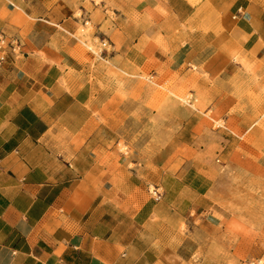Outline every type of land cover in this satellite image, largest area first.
I'll return each instance as SVG.
<instances>
[{
	"label": "crops",
	"instance_id": "0c3cea01",
	"mask_svg": "<svg viewBox=\"0 0 264 264\" xmlns=\"http://www.w3.org/2000/svg\"><path fill=\"white\" fill-rule=\"evenodd\" d=\"M77 4L0 0V30L16 46L0 67V264H191L155 233L210 214L212 178L182 153L151 167L117 150L111 75L161 69L210 95L205 109H224L217 96L246 73L239 63L259 64L264 79V10L251 0ZM77 11L110 50L75 38Z\"/></svg>",
	"mask_w": 264,
	"mask_h": 264
},
{
	"label": "rangeland",
	"instance_id": "374dc122",
	"mask_svg": "<svg viewBox=\"0 0 264 264\" xmlns=\"http://www.w3.org/2000/svg\"><path fill=\"white\" fill-rule=\"evenodd\" d=\"M251 4L264 10V0ZM82 17L79 11L74 16L80 19L75 38L87 42L86 50L103 53L107 42L93 40L94 26L89 20L81 22ZM106 49H111L109 44ZM233 60L238 64V57ZM239 65L246 73L230 79L229 94L217 96L225 108L213 110L205 109L214 106L210 95L195 96L194 84L161 69L111 75L117 150L143 156L151 167L157 160L164 166L182 153L212 178L210 214L172 219L164 234L155 233L162 246L182 248L183 263L264 264V79L256 73L259 64Z\"/></svg>",
	"mask_w": 264,
	"mask_h": 264
},
{
	"label": "built area",
	"instance_id": "2783aa9c",
	"mask_svg": "<svg viewBox=\"0 0 264 264\" xmlns=\"http://www.w3.org/2000/svg\"><path fill=\"white\" fill-rule=\"evenodd\" d=\"M107 45H108V43H107ZM107 45L103 42V47L105 48L104 51L107 50L106 49ZM9 50L14 54L16 51V46H15L14 42L9 40L6 36V34L2 30H0V51H1L0 67L6 58L7 51H9Z\"/></svg>",
	"mask_w": 264,
	"mask_h": 264
}]
</instances>
